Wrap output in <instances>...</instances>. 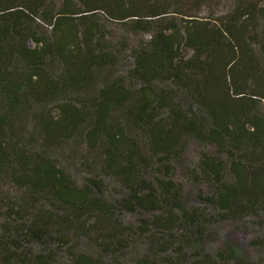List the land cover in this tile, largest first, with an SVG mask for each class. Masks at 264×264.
I'll return each mask as SVG.
<instances>
[{
	"label": "trees",
	"instance_id": "1",
	"mask_svg": "<svg viewBox=\"0 0 264 264\" xmlns=\"http://www.w3.org/2000/svg\"><path fill=\"white\" fill-rule=\"evenodd\" d=\"M191 142L212 214L176 179ZM107 179L127 191L114 204ZM117 210L146 218L130 233ZM260 217L264 0H0V264H59L67 246L69 264H264V233L259 260L205 247L209 226ZM78 226L108 263L71 247ZM133 235L148 251L127 261Z\"/></svg>",
	"mask_w": 264,
	"mask_h": 264
},
{
	"label": "rangeland",
	"instance_id": "2",
	"mask_svg": "<svg viewBox=\"0 0 264 264\" xmlns=\"http://www.w3.org/2000/svg\"><path fill=\"white\" fill-rule=\"evenodd\" d=\"M110 30L112 31L115 38H120V40H122L121 37L124 36L125 40H127L128 38L132 43V37H127V35L121 32L119 28L116 29L114 28V26H110ZM128 55L129 54H126L125 60L118 68L108 71L107 75H109L110 78H113L116 75H126V72L132 63V60L128 57ZM80 144L81 142H79L77 147L74 148V152L72 155L73 161L69 166V170L71 171V174L77 180V182L82 185L86 183L85 179L88 178L90 175L84 172L80 164L81 158L85 155V147ZM203 148L204 147L201 146L199 143L191 142L188 146L187 151L182 157V161L179 164L175 165V174L176 179L184 186V202L187 208L189 210L202 209L212 214L214 213L212 207L208 206L205 202L201 200V196L210 194L211 189L208 188L203 182H196L192 180L190 178V171L188 170L195 164V162H197L199 152ZM106 184L107 188L105 192V199L107 202L114 204L120 198L127 195V191L124 190V188L121 187L118 183L107 179ZM115 218L117 219L118 225L122 226L125 230L129 229L130 233H136L140 225V219H144L146 218V216L143 214H129L117 210ZM2 222L3 220H0V225ZM263 233L264 217H260L256 220L248 219L243 222H218L208 227L205 240V247L208 251L215 253L225 248V246L231 245L240 250V252L246 258L252 260H259L263 257V252L259 247H256L254 245V242L256 241V239L261 237ZM98 234L99 233L97 231L95 232L90 229L89 232L87 229L83 228V226H78V229L76 231H71L67 235L69 238L71 237V247L77 248L81 251L89 252L95 256H99L106 263H108L114 255H112L111 253L108 255L101 253L97 241ZM133 238L135 240V244L133 245L134 248L126 252L124 260L130 261L139 255L147 253L148 251L147 247L141 245L140 242L136 240L138 239V236L133 235ZM67 247L63 248L58 253L59 264H69L68 256L66 253ZM39 249V246H34V250L38 251Z\"/></svg>",
	"mask_w": 264,
	"mask_h": 264
}]
</instances>
